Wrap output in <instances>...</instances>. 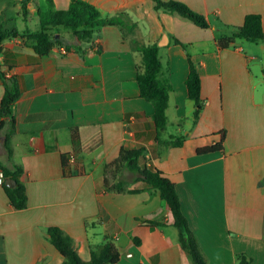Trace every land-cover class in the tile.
Wrapping results in <instances>:
<instances>
[{
  "label": "crops",
  "instance_id": "0c3cea01",
  "mask_svg": "<svg viewBox=\"0 0 264 264\" xmlns=\"http://www.w3.org/2000/svg\"><path fill=\"white\" fill-rule=\"evenodd\" d=\"M82 1L103 19L119 17L120 25L97 27L90 41L61 28L45 56L20 37L2 43L0 66L17 79L21 95L12 155L2 135L0 161L23 167L28 207L15 209L0 185V264H62L49 227L68 233L85 261L109 237L121 254L116 264H192L166 202L136 183L137 173L123 170L120 180L138 193L106 188L104 166L122 148L146 149L142 162L175 184L208 264H238L241 255L264 264V40L238 39L227 49L217 41L223 24L239 27L248 15H260L264 29V0H175L204 15L209 29L157 11L153 0ZM53 2L65 11L71 0ZM47 7V0H0V28L38 32V11ZM149 45L159 47L162 77L172 86L168 127L159 139L154 106L141 98L137 82L140 49ZM188 55L202 81L197 121L186 85ZM4 93L0 78V104ZM221 132L223 151L198 154L218 144ZM179 139L181 146L167 144Z\"/></svg>",
  "mask_w": 264,
  "mask_h": 264
},
{
  "label": "trees",
  "instance_id": "16d2710c",
  "mask_svg": "<svg viewBox=\"0 0 264 264\" xmlns=\"http://www.w3.org/2000/svg\"><path fill=\"white\" fill-rule=\"evenodd\" d=\"M157 11L175 13L191 20L202 29L211 28L207 18L192 10L185 3L175 0H153ZM46 10H39L38 17L41 30L38 32L7 30L0 28V54L2 53V43L7 38L23 39L27 47L34 49L39 56L48 55L59 43L58 31L61 28L70 30L74 36L81 41H90L94 37V31L99 26H119V17L103 19L100 11L90 3L82 0H71L68 10L57 11L54 8L53 0H47ZM23 15H28L27 1L23 2ZM223 33L217 35L218 46L221 49L230 48L238 39H246L251 42L264 40V29L262 17L258 14L248 15L243 25L232 27L222 25ZM178 42V41H177ZM142 63L137 68V82L140 89L141 98L152 103L154 106L153 120L157 130V138L161 136L168 127L167 109L169 106L172 86L170 82L162 77L163 65L160 60V50L157 45L143 46L140 49ZM190 70L186 80L188 96L196 104L194 121L200 117L204 107L202 101V81L198 66L195 65L188 55ZM264 73V69H263ZM0 78L5 86V93L0 104V137H5V148L9 157L12 155L11 139L16 132L14 104L21 95L15 77H7L0 66ZM7 131L5 132V130ZM225 132H221V141L209 147L198 149V154H209L224 150ZM182 140L167 142L173 146H181ZM146 149H125L122 148L119 156L111 163L104 166L105 186L109 191L119 193L135 194L139 189H127L124 182L120 180L123 170H129L138 174L137 182H144L150 188L159 193L166 202L167 208L172 217V225L179 231V242L186 252L192 264H208L206 255L200 247L194 233L190 229L188 220L182 210L181 200L176 190L175 184L158 169H149L145 161ZM65 158V157H64ZM66 167V159L63 160ZM0 170L3 172L5 182L4 190L12 204L17 210H24L28 207V195L25 184L21 181L24 174L22 166L16 165L12 168L4 165L0 161ZM10 181H15L14 187H8ZM158 226H162L156 224ZM50 243L64 257L62 264H116L120 261L121 254L113 239L107 238L106 242L91 247V258L83 260L77 250L74 239L59 227H49L46 230ZM264 234V233H263ZM264 237V235H263ZM238 264H250V259L246 255L238 257Z\"/></svg>",
  "mask_w": 264,
  "mask_h": 264
},
{
  "label": "rangeland",
  "instance_id": "374dc122",
  "mask_svg": "<svg viewBox=\"0 0 264 264\" xmlns=\"http://www.w3.org/2000/svg\"><path fill=\"white\" fill-rule=\"evenodd\" d=\"M18 25H19L21 28L24 27V23H23V22H19ZM33 25H34V23H32V22H31V23L29 22V23L27 24V26H28L29 28H31V26H33ZM126 179L129 180V181L132 180L131 177H126ZM127 180H126V181H127ZM125 185H126V187H128L127 183H125Z\"/></svg>",
  "mask_w": 264,
  "mask_h": 264
},
{
  "label": "built area",
  "instance_id": "2783aa9c",
  "mask_svg": "<svg viewBox=\"0 0 264 264\" xmlns=\"http://www.w3.org/2000/svg\"><path fill=\"white\" fill-rule=\"evenodd\" d=\"M4 182H5V177L3 172L0 170V185H3Z\"/></svg>",
  "mask_w": 264,
  "mask_h": 264
},
{
  "label": "water",
  "instance_id": "95a60500",
  "mask_svg": "<svg viewBox=\"0 0 264 264\" xmlns=\"http://www.w3.org/2000/svg\"><path fill=\"white\" fill-rule=\"evenodd\" d=\"M15 184H16L15 181H10V182L7 184V186H8V187H14Z\"/></svg>",
  "mask_w": 264,
  "mask_h": 264
}]
</instances>
